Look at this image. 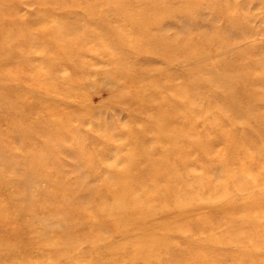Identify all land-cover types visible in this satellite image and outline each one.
Masks as SVG:
<instances>
[{"label": "rangeland", "instance_id": "1", "mask_svg": "<svg viewBox=\"0 0 264 264\" xmlns=\"http://www.w3.org/2000/svg\"><path fill=\"white\" fill-rule=\"evenodd\" d=\"M0 264H264V0H0Z\"/></svg>", "mask_w": 264, "mask_h": 264}]
</instances>
